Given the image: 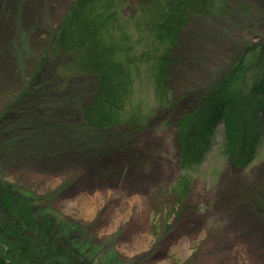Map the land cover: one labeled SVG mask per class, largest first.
<instances>
[{
	"label": "rangeland",
	"instance_id": "rangeland-1",
	"mask_svg": "<svg viewBox=\"0 0 264 264\" xmlns=\"http://www.w3.org/2000/svg\"><path fill=\"white\" fill-rule=\"evenodd\" d=\"M120 1L127 19L143 0ZM71 2L0 0V116L22 92L38 91L33 106L40 97L44 105L57 104L66 132L53 142L44 137L23 149L18 160L0 169V180L45 201L35 209L38 220L53 221L52 237L61 235L58 230L65 225L82 227L101 247L88 254L100 255L99 262L116 255L124 264H264V113L258 114L261 144L242 170L223 151V123L216 125L202 162L189 168L181 166L178 132V123L199 109L202 94L245 58L264 69V0H215V11L188 16L174 53L178 62L166 80L171 104L159 108L160 93L141 65L126 114L138 111L144 122L96 132L84 148L82 139H72L78 133L71 126L81 120L79 109L90 97L94 78L71 77L63 85V74L56 73L67 59L43 58ZM37 64L42 68L35 74ZM50 78L57 83L45 95L35 82ZM229 83L223 87L237 98V86ZM65 85L70 102L58 99ZM237 122L240 118L234 126ZM183 174L191 186L179 199L173 185ZM43 232L38 241L46 237Z\"/></svg>",
	"mask_w": 264,
	"mask_h": 264
},
{
	"label": "trees",
	"instance_id": "trees-1",
	"mask_svg": "<svg viewBox=\"0 0 264 264\" xmlns=\"http://www.w3.org/2000/svg\"><path fill=\"white\" fill-rule=\"evenodd\" d=\"M123 4L120 0H72L43 52L44 59H67L56 73L57 76L63 74L60 77L63 85L71 77L94 78L90 97L79 109L81 120L71 126L78 133L72 139H82L83 148L91 143L88 138H93L96 132L125 124L138 127L144 122V116L138 111L135 115L126 114L133 94V77L141 65L147 66L155 83V93H160L159 108L171 104L166 97L169 95L166 80L173 62H178V53L176 56L174 53L180 47L182 30L189 24L188 16L208 15L215 11L216 5L215 0H143L126 19L121 16ZM251 55L248 53L249 57ZM41 64H37L35 74L42 68ZM259 67L245 58L234 71L202 94L199 109L189 113L184 124L183 121L178 123L181 166L189 168L202 162L219 123L225 125L223 151L229 162L239 170L250 164L262 138L258 114L264 113V69L259 71ZM237 70L246 71L241 76ZM249 70L252 76L247 79L245 74ZM229 81L238 88L237 98L233 91L227 92L223 87ZM35 83L40 85L38 90L43 89L42 93L47 95L53 92L57 81L50 78ZM65 88L66 85L62 91H57L58 99L70 102ZM31 93L22 92L0 116V169L18 160L23 149L41 138L53 142L58 136H65L62 122L58 121L60 107L44 105L42 97L35 107L33 101L38 91ZM239 106L242 107L237 108ZM237 117L240 122L234 126ZM67 141L65 139L64 143L68 144ZM25 155L31 156L29 152ZM189 180L183 174L174 183L173 190L179 199L190 188ZM24 191L0 180V264H124L116 255H111L106 262H99L98 254L96 259L88 256L89 251L101 247L80 226L65 225L58 230L61 235L52 237L50 222L53 221L46 217L38 220L40 211L35 209V204L45 201ZM39 226L46 235L41 241H38ZM49 256H53L51 263L47 261Z\"/></svg>",
	"mask_w": 264,
	"mask_h": 264
}]
</instances>
